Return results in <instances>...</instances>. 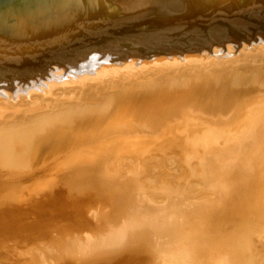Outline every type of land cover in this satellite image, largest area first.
<instances>
[{
  "label": "bare ground",
  "instance_id": "6f19581e",
  "mask_svg": "<svg viewBox=\"0 0 264 264\" xmlns=\"http://www.w3.org/2000/svg\"><path fill=\"white\" fill-rule=\"evenodd\" d=\"M223 58H228L226 62L264 60V49L217 58L104 66L93 69L92 73L64 78V82L58 84L48 82L43 92H29L12 100L0 96V227L10 234L9 240L4 239L0 230V264H40V260H33L41 259V255L48 256L45 264H109V261L127 255L132 247L146 257L131 258L126 264H223L218 259L230 249H240L239 258L227 264H264L262 140H258L261 143L256 147L253 145L251 150L247 146L245 149L244 145L236 150L240 144L238 140L228 143L225 149L217 143H212L213 147L210 143L214 142L213 139H206L215 154L214 157L212 153L208 155V162L218 173L216 180L204 175V190L209 188L212 192L209 196L186 199L190 194L202 192L203 185L197 188V184L193 186L191 183L188 186L165 183L149 187L141 178L145 170L143 166L149 163L177 164L172 159L154 158L149 163L142 160L144 153L155 148L162 138L167 144L186 141L189 137L178 139L177 135L199 129L201 137L214 138L221 135L217 132L220 131L225 132L221 135L225 138L233 134L231 131H245L247 126L251 137L256 133L264 136V128L255 131L259 122H254L262 121L264 116V64L257 68L247 63L236 66L237 61L226 65L233 72L225 67L227 71L220 70L223 71L222 79H229V84L218 89L214 82L211 84L215 77L206 75L205 71L218 66ZM148 71H157L154 74L161 75L151 83H142V77L136 75ZM121 74H126L125 78ZM127 74L131 80L135 78L129 85L118 78L127 79ZM109 77L117 81L112 85L109 83L111 88H100L102 81ZM209 81L201 93V83ZM220 82L222 87L225 82ZM123 85L122 91H111L113 87ZM126 86L136 89L127 93L124 92ZM90 88L94 92L104 90L106 96L98 97L97 93L93 102H82L91 94ZM77 91L81 94L77 95ZM6 93L13 96L10 90ZM53 95L63 101H57L59 103L53 104L46 113L28 116L29 111L35 109L34 105L42 101L48 104V98L53 99ZM71 99L75 101L67 103ZM25 100L30 101V110L22 111ZM6 109L22 114L7 115ZM10 118L14 120L9 121ZM159 132L158 136L152 137ZM148 133L155 134L142 136ZM142 149L133 168L121 166L124 152L136 154ZM110 150L120 153L114 154L113 162L107 164L111 159ZM218 151L227 152L230 160L222 161ZM180 170L175 178L181 175ZM123 171L126 174H122ZM48 177L55 184L51 194L37 190V184L33 182ZM70 179L71 184L67 185ZM251 179L254 184H248ZM162 194L164 196L160 197ZM163 198L166 202L159 203L158 200ZM238 198L242 201L240 205L236 203ZM209 203L214 208L221 205L232 208L227 219L215 211L218 223L215 224L217 221L212 218L213 232L206 228V221L199 216L200 211H210ZM146 215L154 216L152 222L157 217L159 226L149 228ZM227 224L230 231L226 230ZM161 229L171 236L166 237L171 243L159 241L165 237L159 235ZM202 230L214 233L212 240L218 239L217 245L213 243V246L201 250L198 236L205 233ZM135 231L142 232L141 237L146 238L140 246L130 238ZM223 231L226 233L220 236ZM225 238L231 242L227 244ZM35 245L39 246L38 251L33 250Z\"/></svg>",
  "mask_w": 264,
  "mask_h": 264
},
{
  "label": "water",
  "instance_id": "95a60500",
  "mask_svg": "<svg viewBox=\"0 0 264 264\" xmlns=\"http://www.w3.org/2000/svg\"><path fill=\"white\" fill-rule=\"evenodd\" d=\"M262 49L264 0H0V96L11 100L104 66Z\"/></svg>",
  "mask_w": 264,
  "mask_h": 264
},
{
  "label": "rangeland",
  "instance_id": "374dc122",
  "mask_svg": "<svg viewBox=\"0 0 264 264\" xmlns=\"http://www.w3.org/2000/svg\"><path fill=\"white\" fill-rule=\"evenodd\" d=\"M228 58H223L222 59V61L221 60H219V61H221L220 63H218V66H216L215 68H216V70H214L215 68H210L211 70L210 71H205L207 74L206 75H212L213 77L212 78H214V79H211V84H212V82H214L213 83V85H217V88L218 89H220V88H225L224 86L226 85V84H229L228 82H229V79L227 80L226 78H223L222 79V77H223V75L221 74L223 71H227L226 69H228V71L229 72H233V70L232 69H230V66H226V65H231L232 63H235L236 61L238 62L237 63V65L236 66H242V65H245L246 63L247 64H249L250 66H252L253 68H257V67H262L261 65H263L264 64V60H258V61H254L253 59H250L251 61H242V62H240L239 60H234L235 62H231V61H228V62H226V60H227ZM259 61H261V63L259 62ZM224 62H226V63H230V64H222L221 65V63H224ZM251 63V64H250ZM253 63V64H252ZM260 63V64H259ZM240 64V65H239ZM254 64H256L255 66H254ZM259 64V65H258ZM258 65V66H257ZM226 69H225V68ZM233 67V66H232ZM222 69H224L223 71H220V70H222ZM240 70V69H239ZM220 71V72H219ZM157 71H148V72H144V73H142V74H138V76L136 75V77H142V78H140L141 79V82L142 83H146L147 81L148 82H152V80L153 79H156L159 75H161V74H154V73H156ZM210 72V73H209ZM209 73V74H208ZM143 74H147L148 76H144ZM219 74V75H218ZM220 74H221V76H220ZM122 75V77H124L125 78V75L126 74H121ZM151 75V76H150ZM152 75H154V77L152 76ZM156 75V76H155ZM215 75V76H214ZM217 75H218V77H217ZM122 77H118V78H121L120 80V82H123L124 84H126V85H129V84H131V83H133L132 81H135L134 79L135 78H133L132 80H131V76L130 75H128L127 74V76H126V78L127 79H123ZM221 77V78H220ZM166 79V78H165ZM221 79V80H220ZM122 80H124V81H122ZM151 80V81H150ZM222 82H220V81ZM110 81V82H109ZM115 81H117V79L115 80L114 78H111V77H109V79L108 80H103L102 81V84L100 85V88L102 87V88H105V87H109V86H111L113 83H115ZM130 81V82H129ZM227 81V82H226ZM161 83L163 82V81H160ZM218 82H220L221 84H223L224 82H225V84H223L222 85V87H221V85L218 83ZM111 85H110V84ZM209 83H210V81L208 82V83H201V85H200V90H201V93H203L204 92V90L205 89H202V88H204L205 86H208L209 85ZM107 86H106V85ZM205 84V85H204ZM208 84V85H207ZM212 86V85H211ZM92 87V86H91ZM122 87H124V85L123 86H120V87H113L112 89H111V91L112 92H114V90L115 91H120L121 89H122ZM127 88L125 89V90H127V91H125L124 90V92H127V93H130V89H131V91H132V89H134L135 87H133V86H126ZM227 87V86H226ZM89 88V87H88ZM93 88H95V87H93ZM109 88H111V87H109ZM85 89H87V87H85ZM84 89V90H85ZM92 88H90V89H88L89 91H91V94H89V97H91V98H89L90 100H88V98H86L85 100H83L82 102H84V103H88V101L90 102V101H92L93 102V100L95 99V98H97L96 96L98 95V97L99 96H106V91H99V92H97V91H95L94 92V90H91ZM128 89H129V92H128ZM136 89V88H135ZM122 91V90H121ZM77 92H79V93H77V95H79V94H81V92L80 91H77ZM110 91H108V94H112V93H109ZM92 93H93V95L95 96V97H92L93 95H92ZM95 93V94H94ZM98 93V94H97ZM107 94V95H108ZM69 95H71V94H69ZM54 96V95H53ZM52 97H49L48 99H49V103L47 104H45V102H41L40 104H37V105H34L35 106V109L34 110H30L29 109V105L28 104H31L30 103V101L28 102V101H26V103L24 104L25 106H22L23 108L21 109L22 111H25V110H27L26 108H28V110H30L29 112V115L28 116H31V115H33V114H35V113H38V114H40V113H46L47 112V110L48 111H50L51 110V106L54 104V105H56L57 103H59V102H61V101H63V100H60L59 98L58 99H56V96H54L53 97V99H51ZM87 100V101H86ZM24 101V102H25ZM57 101H59V102H57ZM72 103V101H75V100H73V99H71V100H68L67 101V103H70V102ZM23 102V103H24ZM28 102V103H27ZM50 104V105H49ZM26 105H27V107H26ZM53 105V106H54ZM14 107V106H13ZM20 108H21V106H20ZM48 108V109H47ZM45 109V110H44ZM18 110V108L16 109V111ZM37 110H38V112H37ZM44 110V111H43ZM5 111H7V113H5ZM4 111V113L5 114H7V115H10V113H18V115L19 114H22V112L21 113H19V112H14V111H8L7 109ZM35 111V112H34ZM46 111V112H45ZM264 114V113H263ZM17 114H15V116H18ZM11 116H14V115H11ZM8 117V116H7ZM14 119L13 118H10L9 119V121H13ZM259 122L258 123V125L256 126V130L255 131H257V130H260L261 129V127L262 128H264V116H263V119H262V121H259V120H255L254 122ZM253 122V123H254ZM251 123V122H250ZM252 125V124H251ZM231 127V126H230ZM248 128H249V126H247V129L244 131V129L242 130V129H240V130H238V131H231L230 133H233V134H229L228 136H226L225 138H223V137H221V135H223V134H225V132H220V131H217L218 133H220L221 135H219V136H217V137H214V138H212V137H205V136H202L201 137V134H202V131L199 129L197 132L195 131V130H189L190 131V133L188 132V134H186L185 132H180L178 135H177V138L178 139H180V138H185V137H189L188 138V140H186V141H181V142H173V144H171V143H168V144H170L169 146H168V144L167 143H165L163 140H164V138H162V140H161V142L158 144V145H156V147L154 148V147H152L150 150H148V151H146L145 153H144V158L142 159V160H144V159H146L145 161H144V163L146 162V163H149V162H151V161H153V160H151V159H154V158H161L162 160H167L168 159V161H169V159L171 160H174V161H177V164L175 163V164H173V165H170V164H168V163H166V162H164V164H159L158 162H156L155 164H152L151 163V165H147L146 167L145 166H143V168L145 169L144 170V172L142 173V175H141V178H142V181L143 182H146V184H147V186H149V187H153V186H160L161 184H165V183H171V184H173V185H180V186H182V185H184V184H188V183H191L193 186H195L196 184H197V188H199V186H202L203 185V191L201 192L200 191V193H198V194H195V195H192V194H190L188 197H186V199L188 198L189 200H191V199H196V198H201V197H204V196H209V195H212V192H211V190L208 188L207 190H204V187L206 186L205 185V183L203 182V180H205V178H204V175H207L208 177H211V180H216L217 179V176H218V173H215L216 172V169L215 168H213L212 167V164L210 165V163L208 162V155L210 154V153H212L211 155H212V157H214L215 156V154L211 151V144L213 143V144H216L217 146L219 145L220 147H222L223 146V148L225 147V149H227V147H228V143H234V142H238V143H240L238 146H236V150H239L243 145L245 146L244 148L246 149V146H247V148L249 147V149L251 150L252 149V147H253V145L256 147L257 146V143H261V142H258V140H262L263 142H264V136H263V134L262 133H260L259 135H257L258 133H256L255 135H252V137H251V135H250V133L249 132H247L248 131ZM158 129V128H157ZM227 129H229V127L227 128ZM222 131V130H221ZM235 132H237V133H235ZM261 132V131H260ZM244 134V136H243V134ZM151 134H155V133H151ZM151 134H143L142 136H146V137H150V136H152ZM158 134H160V132L159 133H157L155 136H152V137H156V136H158ZM189 134H191L190 136H193V137H190V136H188ZM233 136V137H232ZM243 136V137H242ZM259 136V137H258ZM162 137V136H161ZM199 137V138H198ZM237 137V138H236ZM251 137V138H250ZM230 138H233V139H231L230 140ZM206 139H208V140H212V141H214V142H210L209 143V141L208 140H206ZM218 139H220V140H218ZM241 139V140H240ZM150 141L152 140V139H149ZM225 140V141H224ZM233 140V141H232ZM238 140V141H237ZM220 141V142H219ZM224 141V142H223ZM228 141V142H227ZM245 141V142H244ZM197 142H198V144H197ZM190 143V144H189ZM194 143V144H193ZM203 143V144H202ZM208 143V144H207ZM201 144H202V146H201ZM206 144V145H205ZM213 144H212V146H213ZM190 147H192V148H190L189 149V146ZM193 145H195L196 147L194 148V146ZM198 145V146H197ZM203 145H205V146H203ZM230 145V144H229ZM241 145V146H240ZM200 146V147H199ZM207 146V147H206ZM216 146V147H217ZM233 146V145H232ZM158 147V148H157ZM180 147V148H179ZM206 147V148H205ZM213 147H215V146H213ZM219 147V148H220ZM83 149V148H82ZM197 149V150H196ZM210 149V150H209ZM203 150V151H202ZM143 152V149H142V151H140L139 153H136V154H132V153H129V152H124L121 156L123 157V158H121V166H125V165H128V166H126V167H132L133 168V166H135V164H136V160H137V158L136 157H138V156H140L139 154L140 153H142ZM110 153H111V159H109V161L108 162H106L107 164H109V162L111 163V162H113V155L114 154H118V153H120V152H118V153H113L111 150H110ZM225 153H227V152H222V151H218L217 152V154H220V156H222V161H224V160H230V157H229V155H227V154H225ZM255 153V152H254ZM251 154H253V151L251 152ZM159 156V157H158ZM224 156V157H223ZM132 157V158H131ZM147 157V158H146ZM169 157V158H168ZM172 157V158H171ZM178 157H180V159L178 158ZM128 159H130L129 161H128ZM133 159V162L131 161ZM149 160V161H148ZM135 161V162H134ZM110 165H112V164H110ZM168 165V166H167ZM175 165V166H174ZM157 166V167H156ZM188 166V167H187ZM211 166V167H210ZM207 170H206V169ZM181 169V170H180ZM210 169H211V173H210ZM181 171V172H179V173H181V175H179V176H177V178H175V176H176V174H177V172L178 171ZM182 170H184V171H182ZM213 170H214V172H213ZM152 171V172H151ZM172 171V172H171ZM150 172V173H149ZM149 173V174H148ZM151 173H152V175H151ZM178 173V174H179ZM191 173V174H190ZM122 174H126V172L125 171H123L122 172ZM174 174V175H173ZM193 174V175H192ZM212 174V175H211ZM217 174V175H216ZM147 176V179H145V181L143 180L145 177ZM150 177V178H149ZM155 177V178H154ZM49 178H51V177H48L47 179L46 178H42V179H39V180H37V181H33V182H35L36 184H37V190H39V191H41V192H44V193H46V194H51L50 192L52 191L51 189L53 188V186L55 185L53 182H51V181H49L50 179ZM262 178H264V176L262 177ZM261 178V179H262ZM62 178H60L59 180H61ZM154 180V181H153ZM210 180V181H211ZM255 180H256V178H255ZM155 181H157V183H159V185L155 182ZM172 181V182H171ZM185 181V182H184ZM153 182H155V183H153ZM163 182V183H162ZM175 182V183H174ZM180 182V183H179ZM195 182V183H194ZM253 182V184H254V179H251V181L250 182H248V184L249 183H252ZM259 182V181H258ZM262 182V181H261ZM184 183V184H183ZM71 184V179H70V181H69V183H67V185H70ZM221 184H222V182H221ZM258 184V183H257ZM259 185V184H258ZM262 186H263V183L261 184ZM188 186V185H187ZM187 186H185V187H187ZM39 187V188H38ZM248 189H249V187H248ZM261 189H264V186L263 187H261ZM19 190V189H18ZM22 190V189H21ZM83 192H84V190H83ZM216 193V192H215ZM205 194V195H204ZM209 194V195H208ZM234 195H236V194H234ZM158 196V195H157ZM160 197L161 196H164V194H162V195H159ZM158 196V197H159ZM242 196V195H241ZM239 197H240V194H239ZM208 198V197H207ZM165 199L166 198H163L162 200H158L159 201V203H162V202H164L165 201ZM233 199V198H232ZM166 202V201H165ZM241 199L240 198H238V199H236V203H237V205H240L241 204ZM147 204V203H146ZM169 204H170V202H169ZM224 204V203H223ZM173 206V205H172ZM209 206L211 207V209L209 208V212L208 211H205V210H203V211H200L199 212V216H201V217H203L202 219L203 220H205L206 222H205V226H206V228H209L212 232H213V230H212V224H214V221H217L215 224H217L218 223V220H217V218L215 217L216 215H215V211L216 210H218L217 212V215H220V216H222V217H224L225 219H227V216L229 215V213H228V211L230 210H232V208H230V209H228V207L226 208V207H221V206H219V207H213V204L211 203H209ZM208 207V206H207ZM126 208V207H125ZM124 208V209H125ZM145 208H147V207H145ZM214 208V209H213ZM237 208H238V206H237ZM123 209V208H122ZM239 209V208H238ZM168 212H169V209H168ZM206 213V214H205ZM148 218H149V225H147L149 228H154V227H157V226H159V224H160V220L157 218V217H155V219H154V222H152V218L154 217V216H148V215H146ZM214 219V221H213V219ZM208 221V222H207ZM14 223H19V222H15V220L13 221ZM209 222H212V223H209ZM171 224V223H170ZM227 226V228H226V230L228 231H230V229H231V227H230V225L229 224H227L226 225ZM234 226V225H233ZM237 226H238V223H237ZM144 228V226H142V229ZM0 230H2V234H4V239L6 238L7 240H9L10 239V234H8L7 233V231H6V229L5 228H3V227H0ZM126 230V229H125ZM127 230H128V228H127ZM161 230H163L161 233L159 232V235H161V237H163L164 235H165V237H163V238H159L160 240L159 241H161L162 243L163 242H166V243H171L170 242V239L168 238V239H166V237H167V233H166V231H164L165 229H161ZM8 232H10V231H8ZM202 232H205V233H201V236H198V237H200L201 238V240H199L198 241V243L200 244V246H201V250H205V249H207V248H209V247H211V246H213L212 244L213 243H216V245H217V240L218 239H213L212 240V238L214 237V233H206V231H203L202 230ZM141 233L142 232H133V235L132 236H130V238L134 241V244H138V246H140V244H142V242L143 241H145L146 240V238L143 236V237H141ZM226 232H222V234H219L220 236L221 235H223V234H225ZM169 236V235H168ZM185 236H187L188 238H192V237H189L188 235H185ZM169 237H171V236H169ZM210 237V238H209ZM223 237H225V236H223ZM2 238V237H1ZM197 238V237H196ZM225 242L227 243V244H229L230 242H231V239H229V238H225ZM235 243H237V241L235 240ZM263 243H264V239H263ZM264 245V244H263ZM37 250H36V249ZM39 246L38 245H35V246H33V250L34 251H38L39 249ZM48 248V247H47ZM194 249H196V247H193ZM50 249V248H49ZM135 249H137L136 247H132V251H129V253L127 254V255H125V256H123V257H121V258H118L117 260H112V261H109V264H118V263H122V264H126V263H128L129 261H131V258H133V260L134 259H137V258H139L140 257V255H142V252H139V251H137V250H135ZM239 250L240 249H230V250H228V254H226L224 257H223V254L222 255H220V257H219V262L220 263H223V264H227V263H231V262H235L238 258H239V256H238V252H239ZM107 251V250H106ZM142 256H144V255H142ZM166 257H169V256H167V255H165ZM144 257H146V256H144ZM46 258H48V256H45V255H41V259H39V258H36L35 260H33V261H41V263L40 264H45V262L47 261V259ZM31 262H32V260H31ZM218 262V263H219ZM245 263V262H244ZM243 264V263H242Z\"/></svg>",
  "mask_w": 264,
  "mask_h": 264
}]
</instances>
